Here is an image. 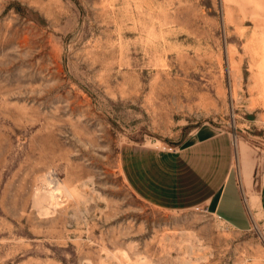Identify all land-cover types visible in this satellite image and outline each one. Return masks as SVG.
<instances>
[{"label":"rangeland","instance_id":"rangeland-1","mask_svg":"<svg viewBox=\"0 0 264 264\" xmlns=\"http://www.w3.org/2000/svg\"><path fill=\"white\" fill-rule=\"evenodd\" d=\"M203 126L247 227L162 201ZM263 181L264 0H0V264H264Z\"/></svg>","mask_w":264,"mask_h":264},{"label":"crops","instance_id":"crops-1","mask_svg":"<svg viewBox=\"0 0 264 264\" xmlns=\"http://www.w3.org/2000/svg\"><path fill=\"white\" fill-rule=\"evenodd\" d=\"M235 160L231 134L213 126L200 127L187 146L176 151L165 149L162 201L172 207L207 206L233 226L247 227L251 216L244 204L239 180L233 172ZM248 170L251 181V167ZM136 178L139 179L138 176ZM132 183L137 188L140 186L134 177ZM153 186L157 188L156 184ZM145 193L149 194L148 191ZM258 209L264 215V181L259 190Z\"/></svg>","mask_w":264,"mask_h":264},{"label":"bare ground","instance_id":"bare-ground-1","mask_svg":"<svg viewBox=\"0 0 264 264\" xmlns=\"http://www.w3.org/2000/svg\"><path fill=\"white\" fill-rule=\"evenodd\" d=\"M250 166V165H249ZM245 170V169H244ZM247 172V171H246ZM246 176V175H245Z\"/></svg>","mask_w":264,"mask_h":264},{"label":"built area","instance_id":"built-area-1","mask_svg":"<svg viewBox=\"0 0 264 264\" xmlns=\"http://www.w3.org/2000/svg\"><path fill=\"white\" fill-rule=\"evenodd\" d=\"M221 217V216H220Z\"/></svg>","mask_w":264,"mask_h":264}]
</instances>
